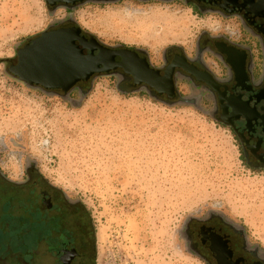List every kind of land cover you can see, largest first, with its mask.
<instances>
[{"label":"rangeland","instance_id":"1","mask_svg":"<svg viewBox=\"0 0 264 264\" xmlns=\"http://www.w3.org/2000/svg\"><path fill=\"white\" fill-rule=\"evenodd\" d=\"M56 20L43 0H0V172L22 181L33 167L80 202L94 229L95 264H206L186 226L209 214L264 243V171L247 165L201 99L182 97L186 105L123 92L107 76L64 99L8 73L5 62ZM75 20L104 45L142 49L156 64L170 48L193 57L203 34L238 28L183 3L131 0L85 6ZM27 216L0 188V264L46 257L28 238Z\"/></svg>","mask_w":264,"mask_h":264},{"label":"flooded vegetation","instance_id":"2","mask_svg":"<svg viewBox=\"0 0 264 264\" xmlns=\"http://www.w3.org/2000/svg\"><path fill=\"white\" fill-rule=\"evenodd\" d=\"M43 1L49 13L57 18L43 33H77L81 40L76 44L86 55H91L89 48L96 47L95 40L101 42L76 22V13L85 6L126 0ZM131 1L183 3L199 14L215 15L225 23L234 21L237 32L228 27L226 34H203L193 57L187 56L181 47H173L163 53L160 64L153 63L142 49L105 45L112 53L123 55L128 63L147 60L150 69L163 80L159 88L138 84L136 77L117 66L109 72L94 73L88 81L79 83L71 94H86L97 78L107 76L114 78L117 88L123 92H142L172 103L182 97L201 99L215 119L231 130L247 165L255 171H264V0ZM43 33L28 40L18 51L31 45ZM222 44L223 50L247 53L246 61L221 54L218 46ZM98 53L96 50L95 54ZM206 56L213 59L212 65ZM121 61L120 56L115 57L116 64ZM5 64L8 73L15 77L11 69L17 65V55ZM173 64L179 67L173 68ZM36 87L47 93L65 94L63 90ZM230 105L235 107L236 113L228 107ZM0 188L26 208L28 238L38 247L43 245L45 250L46 257L39 260L41 262L34 260L30 264H95L94 229L80 202L69 199L48 184L33 167L28 168L22 181L11 180L0 172ZM186 233L192 251L206 264H264V243L242 225L221 215L191 219Z\"/></svg>","mask_w":264,"mask_h":264},{"label":"water","instance_id":"3","mask_svg":"<svg viewBox=\"0 0 264 264\" xmlns=\"http://www.w3.org/2000/svg\"><path fill=\"white\" fill-rule=\"evenodd\" d=\"M77 40H81L77 33H43L31 45L17 52V65L12 67L11 72L16 79L30 88L42 86L45 89L63 90L64 99L69 97L79 83L88 81L94 73L109 72L117 66L136 77L138 84L146 83L158 89V85L163 81L157 73L150 69L147 60H135L128 63L123 55L112 53L111 49L96 40V47L89 48L91 55H86L76 44ZM223 46L224 44L219 45L218 49L224 56L229 59L236 57L240 59L241 57L244 62L246 61L247 53L241 51L232 53L223 50ZM96 50L99 51L97 55ZM117 56L122 59L118 64L115 63ZM172 67L179 66L173 64ZM199 80L202 81L200 78ZM180 103L191 104L190 100L186 99H181ZM194 106L199 108L196 104ZM228 107L236 113L233 105Z\"/></svg>","mask_w":264,"mask_h":264}]
</instances>
